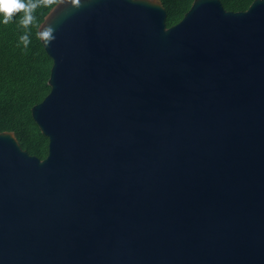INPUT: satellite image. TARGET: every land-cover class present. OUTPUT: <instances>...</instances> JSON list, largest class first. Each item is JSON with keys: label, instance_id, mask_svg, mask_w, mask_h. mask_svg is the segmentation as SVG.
Returning <instances> with one entry per match:
<instances>
[{"label": "water", "instance_id": "95a60500", "mask_svg": "<svg viewBox=\"0 0 264 264\" xmlns=\"http://www.w3.org/2000/svg\"><path fill=\"white\" fill-rule=\"evenodd\" d=\"M165 19L160 0L44 17L47 156L0 132V264H264V0Z\"/></svg>", "mask_w": 264, "mask_h": 264}, {"label": "trees", "instance_id": "16d2710c", "mask_svg": "<svg viewBox=\"0 0 264 264\" xmlns=\"http://www.w3.org/2000/svg\"><path fill=\"white\" fill-rule=\"evenodd\" d=\"M59 0H22L25 10L14 12L8 23L0 22V132H13L22 150L43 160L48 140L31 118V108L48 95L52 62L39 40L37 29ZM167 27L176 25L193 0H160ZM230 12H243L254 0H219ZM26 35L27 42L22 37Z\"/></svg>", "mask_w": 264, "mask_h": 264}, {"label": "clouds", "instance_id": "9594fccd", "mask_svg": "<svg viewBox=\"0 0 264 264\" xmlns=\"http://www.w3.org/2000/svg\"><path fill=\"white\" fill-rule=\"evenodd\" d=\"M21 10H25L23 22L27 24L30 21V16L22 0H0V22L8 23V21L12 19L13 13ZM22 39L27 42L26 35L22 37Z\"/></svg>", "mask_w": 264, "mask_h": 264}, {"label": "snow or ice", "instance_id": "6c2138e0", "mask_svg": "<svg viewBox=\"0 0 264 264\" xmlns=\"http://www.w3.org/2000/svg\"><path fill=\"white\" fill-rule=\"evenodd\" d=\"M45 35H47V33H45Z\"/></svg>", "mask_w": 264, "mask_h": 264}]
</instances>
